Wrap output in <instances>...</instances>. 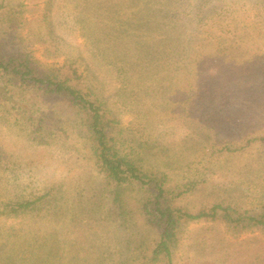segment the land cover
Wrapping results in <instances>:
<instances>
[{
    "label": "rangeland",
    "instance_id": "374dc122",
    "mask_svg": "<svg viewBox=\"0 0 264 264\" xmlns=\"http://www.w3.org/2000/svg\"><path fill=\"white\" fill-rule=\"evenodd\" d=\"M4 1L35 56L79 67L127 150L194 183L184 205L264 212V0H165L157 15L145 8L147 28L161 24L147 37L131 32L117 0ZM47 107L39 131L0 103V264H119L131 229L111 213L74 116ZM47 190V210L7 212ZM173 250V264H264V228L192 220Z\"/></svg>",
    "mask_w": 264,
    "mask_h": 264
},
{
    "label": "trees",
    "instance_id": "16d2710c",
    "mask_svg": "<svg viewBox=\"0 0 264 264\" xmlns=\"http://www.w3.org/2000/svg\"><path fill=\"white\" fill-rule=\"evenodd\" d=\"M164 1L117 0L120 8H130L119 10V15L135 26L130 29L132 33L147 37L148 33H157L161 24L155 18V26L147 28L145 11L153 10L157 15L163 11ZM20 22L15 10L1 1L0 103L7 113L14 111L26 121L36 122L39 131L48 122L44 115L48 105L54 109L53 116H60V111L74 116V123L81 127L90 155L103 174L102 194L105 200L110 197L111 213L119 217L123 226L131 229L125 242L124 258L119 264H173V248L179 242L185 223L192 220L221 219L237 229L264 228V212L248 214L225 202H216L196 212L184 205L183 195L194 183L173 182L166 172L147 162L140 153L127 150L112 111L87 84L79 67L73 62L41 61L21 40ZM61 119V123L52 122L55 128L65 123L66 120ZM49 192L7 202V212L41 213L47 210ZM135 218L153 230L151 242L138 238V220Z\"/></svg>",
    "mask_w": 264,
    "mask_h": 264
}]
</instances>
